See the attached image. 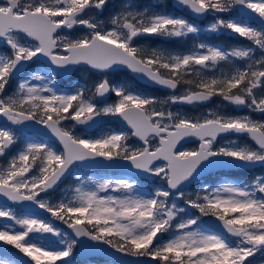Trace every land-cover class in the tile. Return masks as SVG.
Here are the masks:
<instances>
[{
  "label": "snow or ice",
  "instance_id": "1",
  "mask_svg": "<svg viewBox=\"0 0 264 264\" xmlns=\"http://www.w3.org/2000/svg\"><path fill=\"white\" fill-rule=\"evenodd\" d=\"M177 2L198 17H216L206 31L230 30L264 50V28L258 30L236 16L224 19L218 15L238 6L258 14L264 25V0ZM107 5L108 0H0V41L11 49L10 55L0 57V116L13 125H44L63 146L58 152L47 142L27 143L6 167L0 168V194L13 202H30L67 225L76 237L102 242L119 253L151 257L160 264H252L248 258L264 250V177L257 176L251 183L225 181L215 188L205 187L203 196L197 194L195 199L185 200L199 215H190L179 223L174 218L187 209L178 208L175 202L169 206L167 201L172 190L183 197L180 187L213 163L264 164V121L214 111L193 119L165 111L163 106L169 102L200 104L218 96L264 114V97L257 98L255 94L258 86H264V57L252 62L251 48L225 51L207 43L195 45V50L186 54L138 48L133 46L135 38H182L200 29L183 16L148 10L118 13L107 29L95 19L85 18L93 12L102 14ZM74 25L86 27L87 34L75 39L58 35ZM41 57L54 66L51 71L23 79L30 63ZM233 58H247L249 63L239 67ZM224 62L232 65L229 71L208 75L207 69H216ZM76 65H87L105 76L94 84L91 95L85 89L69 94L55 87L58 73ZM120 67L167 89L187 87L167 100L150 98L107 79L109 71ZM189 74L195 78H189ZM15 79L20 80L16 94L3 96L8 83ZM109 93L117 98L114 103H104ZM157 104L161 105L159 109ZM108 116L126 122L131 132L90 139L62 125L75 122L90 126ZM130 135L138 137L143 147L129 146ZM221 135H245L255 147L236 140L217 147L214 142ZM188 137H197L199 148L177 150ZM16 139L15 131L0 127V155ZM153 139L159 141L155 148L151 145ZM97 158L127 162L135 170L161 178L167 187L143 195L134 178L94 181L92 187L81 181L71 199L55 204L41 199V193L52 189L76 162H94ZM160 161L164 163L160 165ZM105 190L119 195H109ZM202 217L216 218L226 233L202 231ZM0 218L19 226L0 227V241L4 244L13 246L35 264H69L67 258L78 243L76 239L68 240L61 249H48L32 238L33 234L61 235L48 219L18 215L6 206L0 207ZM174 223L178 234L160 242L159 234L171 231ZM0 264L12 261L3 259Z\"/></svg>",
  "mask_w": 264,
  "mask_h": 264
},
{
  "label": "flooded vegetation",
  "instance_id": "2",
  "mask_svg": "<svg viewBox=\"0 0 264 264\" xmlns=\"http://www.w3.org/2000/svg\"><path fill=\"white\" fill-rule=\"evenodd\" d=\"M24 2L27 3V2H29V0H24ZM45 2L46 3L47 2L54 3L55 0H45ZM235 9L237 11H235ZM235 9L232 12H230V13H221L220 15H224V17H223L224 19H226V18L228 19V18H232V16H236L237 18L243 20L245 23L251 24V26L257 28L258 30L261 29V28H264V25H262L261 22L251 21V20L247 19L246 17L241 16L238 13L237 7ZM144 10H148L150 12H166V13H169V14H172V15H175V16H183L185 19H188L190 22H192L198 28L201 27L204 24V22L207 19L210 18L209 15H207L206 18L203 19V20H198V19L192 18V17L189 16V11H188V9L186 7L178 9V8H176L175 6H173L171 4V0H108V5H107L106 9L103 11L102 14L98 15L96 12H93V13L89 14V17H85V18H93L96 21H98L101 25H103L105 28H109V27H111V18L113 16L117 15L118 13H122L124 11H144ZM210 20H213V19L210 18ZM85 34H87V29H86V27H84L82 25H74L72 29L64 28L62 31L58 32L59 36H68L71 39L79 38V37H81V36H83ZM139 39L140 38H135V42L137 40H139ZM148 39H151L154 42L159 41V44H160L159 46H160L161 49L166 46L168 41L170 42L172 40H175L177 42H181V41L182 42H186L187 41V42L194 43L196 45L199 44V43H207V44H211L213 46L224 45V46L231 47L229 49L242 48V47L243 48H248V47L253 45L254 46V53H253L254 58L253 59L255 61H257V60H261V58L264 57V50L260 49L259 46L253 44L251 41L247 40L246 38L240 37L238 34L232 33L230 30H221L218 33H212V32H208V31L204 30V31H199L198 33L189 34L187 37H182V38L145 37V38H143V41H144L143 43H145V40H148ZM29 42H31V41H29ZM162 50H165V49H162ZM10 54H11V49L6 47L5 42L0 41V55H4L5 56V55H10ZM236 60H240V59H236ZM241 60H247V58H242ZM36 63L42 65L45 68L47 67L48 69H50L48 66H46L43 62H41L39 60H37L35 62V64ZM31 65H32V63H30V66ZM81 68H83L85 70H88L85 67H77L69 75V77H67V78H61L59 76H56L59 79V82H60L59 83V88L62 89V90L66 89L67 88V83H69L72 79L74 80V76L73 75L75 74V72L78 69H81ZM89 72H91V71H89ZM91 73L98 76L97 77L98 81L103 79V78H105V76L100 74V73H93V72H91ZM119 73H121L122 75L124 73L129 75L127 73V71L124 70V69L113 70V71L108 72L107 74L115 75L116 76L115 81H116L117 80V76L120 75ZM123 76H125V74ZM189 78H195L194 74H189ZM12 81L16 82V79L12 80ZM61 83L62 84L65 83V85L64 84L61 85ZM136 83H139V84H141L143 86H147V85H144V84L138 82L137 80H136ZM78 84H81V82H79ZM79 87H81V86H78V88ZM149 87H151V86H149ZM186 87H187V85L178 86V88L173 93L168 92L166 90H161L163 92V96H164L163 100H167V96H171L173 94H175V95L182 94ZM153 88H155V87H153ZM11 92H12V89H11L10 93ZM10 93H7L6 91H4L3 96L4 95H9ZM255 93H258V96H257L258 98L264 96V86H258L255 89ZM216 102H219V103H221V105L224 106V107H221V109L218 111L221 114H233V115L237 114V115H239L242 112L247 111L245 106H243L241 109H237L233 105H231L230 103H228L226 101H223L222 97H218V96H214V99L212 100V102L207 104V105H198V104H193V105H175V104H172L171 102H169L170 106H168V107L169 108L172 107V108H175V109H180L181 108V107H176V106H182V107H184V106H186V107H195L196 106V107H203L204 108L205 106L215 105ZM252 115L255 118H258L260 121H264V114L259 113L258 111H255V112H253ZM113 121L119 126V131L120 130H122V131L125 130L126 132H130L129 130L124 129L123 127H121L114 119H113ZM102 124H103V122H102ZM102 124L97 129H95L93 131H90V132L84 131L83 129H81V128H79V127H77L75 125V131H77L78 133H80V134H82L83 136H86V137H87V135H91L92 136L96 132H98V130L101 128ZM0 127H8V128H11L13 131H15L18 134L20 133V134H23V135H30V136H33L35 138L45 139V140H48L51 143H54L51 139H49L47 137H42V136L34 134V133L25 132V131H23L21 129L13 128L10 125L2 123V122L0 123ZM223 140H226V141L227 140L228 141L229 140L230 141L231 140H236L240 144H250L253 147H255L254 143L252 141H250L248 139V137L245 136V135H243V136H235V135L218 136L217 140L214 143L218 147ZM198 143H199L198 141H193V142L187 143L186 145H184L180 149V151H183L184 149H188L189 151L196 150L197 147H198ZM127 144H130V146H132V147H143V144H140L137 141L133 140L131 138V135L129 136V138L127 140ZM54 145L56 146L57 149L62 151L61 148L58 145H56L55 143H54ZM151 145H152L153 148L157 147L158 146V139H153L151 141ZM20 146H21L20 142H18L16 140V142L13 145H11L10 148L5 150V153H11V151H13L16 148H20ZM159 164L162 165L163 163H159ZM76 168H78L79 170H83V171H92V172H94L96 174L101 173V174L109 176V177L122 176V177H127V178H134L138 182H142L144 180V178L135 177V176H132V175H129V174L128 175H123V174L117 173V172L104 171V170H100V169H87V168L85 169V168H81V167H78V166H76L75 169ZM73 171H72V173H73ZM246 171L254 173V174L264 173V169H262V167H255V168L245 169V170H229V171L217 170L216 172L209 173L208 175H205V176L201 177L200 179H198L196 182L191 183L187 188L182 190V192H185L186 190H188L190 188H193L196 185L201 184L203 182L207 183L209 185H211V183L215 184V182L217 183L219 178H226V179H232V180L238 181L234 176L236 174H238V175L243 174ZM72 173H71V175H72ZM69 177L66 180H64L61 185H63L67 181H69ZM162 184H163L164 188L167 187L165 181ZM54 192L55 191L49 192V193H45V194H41V195H49V194H53ZM175 196H176V194L172 193L171 197L174 198V200L177 202V204L182 205L183 208H186L188 213L198 214V210H196L194 208L189 209L186 206V204H185V200L186 199H189V198L195 199L193 196H189V195L184 194V196L180 197L179 199H176ZM0 205H2L1 202H0ZM8 206H13L14 209H16V210L20 209L21 212H24L20 207H17V206H14V205H8ZM24 213H26V212H24ZM203 218L204 217H202V220H203ZM202 225H203V223H202ZM205 228H207V227H205ZM207 229L212 231L209 228H207ZM212 232H214V231H212ZM166 235H167L166 233H162L161 236H160V239L166 238ZM230 239H234V238L230 237ZM0 244L2 245L3 242L0 241ZM107 264H114V263L109 262Z\"/></svg>",
  "mask_w": 264,
  "mask_h": 264
},
{
  "label": "rangeland",
  "instance_id": "3",
  "mask_svg": "<svg viewBox=\"0 0 264 264\" xmlns=\"http://www.w3.org/2000/svg\"><path fill=\"white\" fill-rule=\"evenodd\" d=\"M253 2H258V0H253ZM235 11H237V10L235 9ZM220 16H222V18L224 17V15H220ZM209 17L212 18L213 20H210V18L207 19L204 22V24L201 27H199L200 31H204L207 28V26L211 22H213L214 19L216 18V17H214V16H212L210 14H209ZM143 42H144L143 38H140L139 40H137L134 43L133 46L138 47V48H147V47H145ZM248 48L252 49L251 57H253L254 46L252 45V46H250ZM242 49H243V47H242ZM223 50L231 51L232 49H223ZM2 56H4V55H0V57H2ZM252 60H254V59L252 58ZM50 71H51V69H48L47 67L45 68V67H43L42 65H40L38 63H36V64L32 63V65L28 68L27 72L24 74V76L22 78L23 79H29L33 74L46 75ZM206 71H207L208 75H213L215 73V69H211V68L207 69ZM75 74H77V75L74 77L73 81L79 80L80 79L79 75H81L84 80L86 79V83L84 85L83 84H78L77 85V86H81V87L78 88V90L85 89L87 91V94L90 95L91 94L90 92L92 91V88L94 90V84H92V81L90 80V77L85 76V72L84 71H77V72H75ZM106 76H107V78L110 81L112 80L111 81L112 84L123 85V84H120L117 80L115 81V79H116L115 75L107 74ZM97 82H99V81L97 80L95 83H97ZM19 83H20V80L16 79V82H15L13 88H12V92L9 95H4V96L5 97L14 96L16 94L17 90H18ZM35 83H39V82L37 81ZM59 83L60 82H59L58 78L56 77L55 87L62 93L63 92H67L69 94H72L77 89L76 88L77 86H75V87L73 86V87H70L73 90L72 89H68V90L67 89H63L62 90V89L59 88ZM9 84H10V82L8 83L6 88L8 86H10ZM255 94H256V96H258V93H255ZM168 97L169 96H167V98ZM262 97H264V96H262ZM116 99L117 98L113 94V97L106 103H114L116 101ZM99 106L102 107L103 104H100ZM221 107H224V106L221 105V103H219V102H216L215 105L205 106L204 108L202 107L201 111L199 112L198 117H202V116L206 115L209 112H213V111L214 112H218L221 109ZM246 110L247 111L242 112L239 115H247L253 120L260 121L258 118H255L252 115L253 112H255V111H252V110L248 109L247 107H246ZM165 111H167V110H165ZM168 111H172L174 113L177 112L176 110H173V109H170ZM228 115H233V114H228ZM239 115L234 114V116H239ZM112 120H113V117H111V116L102 117V121H103L102 126L104 125L103 130L107 129L110 126ZM62 125L65 128H70L71 131L75 135L81 136L82 138H90V139L100 138V137L105 136V135H110L113 132L122 131V130H120V131L110 130L108 132H105V131L104 132H96L94 135H92V136L90 135V136L86 137V136H83L82 134L78 133L77 131H75V124L73 122H62ZM16 137H17L16 140L18 142H20V145H21L20 148L14 149L13 151H11V153H4L3 155H0V168L6 167L7 164L11 161V158L16 156V155H18L19 151H21L24 147H26L27 143H29V142H40V141L47 142V143L51 144L55 148L56 151H58V152L60 151L59 149L56 148L54 143H51V142H49L48 140H45V139H38V138H35L33 136L23 135V134H20V133L19 134L16 133ZM227 141L223 140L219 146L223 145ZM128 145L130 146V144H128ZM184 150L189 151L188 149H184ZM257 176L264 177V173L254 174V176L250 180H247V181L246 180H242V179H239L238 181H235V180H232V179L219 178V180L217 181V183L215 182V184L211 183V185H209V184L203 182L201 184L196 185L193 188H190V189L186 190L183 193L186 194V195L193 196L194 198H196L197 194H199L201 196L204 195V192L202 190L205 187L215 188V187H218L221 183H224L225 181H231V182H235V183H241V182H243V183H251ZM119 178H127V177H122V176L109 177V176L103 175L101 173L96 174V173H94L92 171H83V170H79L78 168H76L73 171L72 175L69 177V181H67L66 183L61 185L53 194L41 195V199L47 200L49 203L55 204V203L60 202L62 199H66V198L67 199H71L72 198L71 194L73 193L74 189L77 186H81V181L84 182V186L92 187L94 181L98 182V181H102V180H105V179L114 180V179H119ZM163 182L164 181L161 178L155 176L154 174H151L149 177L144 178V180L142 182H138L139 185H140V191H141L140 194L150 195L151 193H154L157 188H164L163 184H162ZM105 191L108 192L109 195H119V192H116V191H112V190H105ZM100 194L103 195L104 192H101ZM173 202L176 203L178 208H183V206L177 204V202L172 197H170L168 199V201H167L169 206ZM5 206L9 207L14 213H16L18 215L23 214V215H28V216H35V215H31V214H28V213L21 212L20 209L16 210V209H14L13 206H8V205H3V204L0 205V207H5ZM190 215H199V213L198 214H193V213H188L187 211L184 212V213H179L178 216L176 218H174V221H175V223H179L181 220L189 218ZM36 217H40V216H36ZM40 218L48 219L50 222H52L55 225V227H57L60 230L61 235L53 236L52 234H43V235L33 234L32 238L35 239L38 244H41L45 248H48V249H61V248L66 246V243H67L68 240L73 239L65 231L64 228H65L66 225L63 224L61 221L56 220L54 217H51V215L49 213H47V216L40 217ZM175 223L173 224V227H172L171 231L165 232L167 234L166 238L160 239V242H166L167 240L171 239L174 234H178L176 232V229H175ZM5 224L11 225V227L14 228V229H18V227H19V226L15 225L14 222L8 220L7 218H0V227H3ZM200 227H201L202 231H205L208 234L213 233L212 231H210L207 228H205L202 224H201ZM61 240H64L65 243L64 244L60 243ZM232 240H233V243H234L235 240L234 239H232ZM3 246L11 248L16 253H20L19 250L12 248L13 246H7L6 244H4ZM75 258H77L76 257V248L72 252V255L69 258H67L68 261H69V264H77ZM3 259H7V260L12 261V264H17L16 262H14L12 260V258L7 257V256H5V255L0 253V260H3ZM248 259L252 262V264H264V250L257 251L254 254L253 257H250ZM29 260H30V258H29ZM30 262L32 264H35L34 261L30 260ZM56 264H60V262L57 261ZM94 264H106V263H94Z\"/></svg>",
  "mask_w": 264,
  "mask_h": 264
},
{
  "label": "water",
  "instance_id": "4",
  "mask_svg": "<svg viewBox=\"0 0 264 264\" xmlns=\"http://www.w3.org/2000/svg\"><path fill=\"white\" fill-rule=\"evenodd\" d=\"M171 4L178 9L184 8V6L180 5L177 2V0H171ZM237 9H238V13L241 16L246 17L247 19H249L251 21L261 22L258 14L252 12L250 9L246 10V9L239 8L238 6H237ZM188 11H189L190 17L198 19V20H203L207 16L206 15L203 17H198V16H196V14L191 13L190 10H188ZM6 47H8L10 49L9 46L6 45ZM39 61L43 62L50 69H52L54 67L50 64V61H48L47 58L41 57L39 59ZM77 67H85L93 73H98L96 70L91 69L87 65H76V66H72V68L68 71L59 72L57 76H59L61 78H67ZM119 69L126 70L127 73L132 78H134L135 80H137L138 82H140L144 85L155 87L159 90H166V91L171 92V93H173L175 91L172 89H167V88H164L162 86L156 85L155 83L149 81L146 77L142 78L139 74L133 73V72H131V70H129L127 68L120 67ZM111 95H112V93L107 94V99L104 101V103L109 101V99L111 98ZM96 99L99 100L100 98L97 97ZM213 99H214V97L210 98L209 101H205V102L200 103L198 105H207V104L211 103ZM175 105H189V104L177 103ZM231 105H233V104H231ZM233 106L237 109H241L243 107V106H237V105H233ZM113 119L121 127H123L124 129H127L131 132V128H130V126H128L126 124V122H123L121 119L116 118V117H113ZM1 122L10 125L13 128L21 129L25 132H30V133L40 135L42 137H47V138L51 139L56 145H58L61 148V150H63V146L60 144L59 140L44 125H38V124H35L34 122H27L24 125H13V124H11L10 121H7L6 118H4L3 116H0V123ZM102 122L103 121H102V117H101L94 124H92L90 126L76 124L75 122H73V123L77 127L83 129L84 131L90 132V131L97 129L102 124ZM221 136H226V135H221ZM235 136H243V135H235ZM131 138L133 140L137 141L138 143L143 144V142L140 141L138 137L131 136ZM193 141L199 142V139L197 137L185 138L178 145L177 150H180L184 145H186L187 143L193 142ZM158 144H159V141H158ZM10 146H9V148H10ZM198 148H199V143H198L197 149ZM159 163H164V162L160 161ZM76 166L81 167V168H85V169L86 168L87 169H100V170H104V171L117 172V173H121L123 175L129 174V175L139 177V178H146V177H149L151 175V173H144V172H140L138 170H135L134 168L130 167L127 162H123L120 160H114L112 162H107L103 158H97L94 162H76ZM76 166L72 167L71 171L66 173L63 177H61V179L57 182V184L54 185L52 189L47 190L46 193L56 191L61 186L63 181L66 180L71 175L72 171L75 169ZM255 167H262V169H264V164L257 163L254 166H237V165H232V164H227V163H213L210 166L201 169L200 172L194 178H192L189 182H186L182 187H180V191L184 190L191 183L196 182L201 177L208 175L209 173H214L217 170H224V171L245 170V169H251V168H255ZM172 193L176 194V190H172ZM41 194H45V193H41ZM175 198L179 199L180 196L176 195ZM0 202L3 205H14V206L20 207L24 212L29 213L31 215L40 216V217L47 216V212L40 209L38 206L31 204L30 202H13V201L8 200L2 194H0ZM186 206L189 209H192L190 206H188V205H186ZM203 225L205 227L211 229L214 232H225L226 233V230L223 229L222 224L214 217H204L203 218ZM64 229L71 238L76 239L78 241V243L75 245V248H76V257L79 260H86L89 258H102V259L110 261L114 264H160L159 261H156L151 257H134V256H131V255H128L125 253H119L116 250L112 249L110 246L103 244L102 242H94V241L89 240L87 237H76L75 233L71 229H69L67 227V225L65 226ZM159 235L161 236V234H159ZM0 253L7 256V257L12 258V260L16 263L18 261H22L23 264H32L30 262L29 258L24 256V254L16 253L14 250H12L6 246H3L1 244H0Z\"/></svg>",
  "mask_w": 264,
  "mask_h": 264
},
{
  "label": "trees",
  "instance_id": "5",
  "mask_svg": "<svg viewBox=\"0 0 264 264\" xmlns=\"http://www.w3.org/2000/svg\"><path fill=\"white\" fill-rule=\"evenodd\" d=\"M145 45V47L149 48V49H152V48H156V49H161L160 48V44H159V41L157 42H154L152 41L151 39H148V40H145V43H143ZM196 44L194 43H191V42H177L175 40H172V41H168V43L166 44L165 47H163L162 49H165L166 51L172 53V54H186L188 51L190 50H195V46ZM218 47H221L222 49H229L231 47L229 46H224V45H219ZM254 58V55L253 57ZM234 60V63L236 66H239V67H244L246 66L248 63H249V60H236L235 58H233ZM252 62H255V60H252ZM232 67V65H230L229 63L227 62H224L222 63L218 68L215 69V73L213 75H216V74H219L221 71H224V72H227L229 71V69ZM77 71H84L85 72V76H88L90 77V80L92 81V84H95V82L97 81V75L95 74H92L91 72H89L88 70H85L83 68L81 69H78ZM76 71V72H77ZM120 75L117 76V81L120 83V84H123L125 86H128L130 87L131 89L135 90V91H138L139 93L145 95V96H149L150 98H156L157 100H163V92L157 88H153V87H149V86H143L139 83H136V80H134L131 76L127 75L126 73L125 76H123L121 73H119ZM77 74H74L73 76L75 77ZM80 76V79L77 80V81H73V79L67 83V90L68 89H72L70 87H73L74 85L77 86L79 82H81V84H85L86 83V79L84 80L83 77L81 75ZM59 80V79H58ZM75 82V83H74ZM15 82L14 81H10V86H8L5 91L7 93H10L11 89L13 88ZM65 85V83H63ZM61 83V85H63ZM74 86V87H75ZM76 91L78 90V86L76 87ZM73 90V89H72ZM93 92V88H92V91L90 93ZM91 95V94H90ZM113 97V94L111 95V98ZM110 98V99H111ZM168 106H170L169 103H166L163 107H164V110H170L171 108H169ZM161 107V105L157 104L156 105V108L159 109ZM175 107V106H174ZM176 107H181L180 109H175V108H172L173 110H176L177 112H180L181 114L183 115H187V116H190L192 117L193 119L195 118H198V115H199V112L201 111L202 107H182V106H176ZM104 128V125L101 126V128L98 130V132H108L110 130H117L119 131V126L112 120L111 121V124L110 126L103 130ZM103 130V131H102ZM87 136H90V135H87ZM254 176V173H251V172H248L246 171L245 173L243 174H236L234 177L239 180V179H242V180H250L252 177ZM7 246H11V245H7ZM14 248V247H12ZM15 249V248H14ZM75 250V246L73 248V251ZM76 260V263L77 264H94V263H109L107 260H104V259H101V258H89V259H86V260H78L77 258H75Z\"/></svg>",
  "mask_w": 264,
  "mask_h": 264
}]
</instances>
